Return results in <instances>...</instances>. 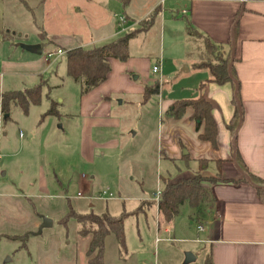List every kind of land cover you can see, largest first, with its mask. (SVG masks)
<instances>
[{"label": "rangeland", "instance_id": "1", "mask_svg": "<svg viewBox=\"0 0 264 264\" xmlns=\"http://www.w3.org/2000/svg\"><path fill=\"white\" fill-rule=\"evenodd\" d=\"M103 1L112 3V10ZM125 9L117 0H27V4L0 0V56L46 57L49 48L44 31L46 36L62 39L82 37L91 41V46L108 43L118 34L124 35L128 24L137 27L146 12L145 6H133L135 20L128 22L121 19ZM174 29L167 24L162 42L159 18L149 31L130 41L132 56H148L151 66L162 59L170 72L164 76L150 72L161 88L144 104L142 95L131 93V87L122 95L111 91V115L122 123L95 129L96 140L116 141L91 153L82 151L87 116L81 110L82 85L68 75L64 49L62 55L48 59L50 69L44 76L15 79L14 88L24 92L41 85V98L27 109L13 106L11 118L4 123L10 141L4 139L0 150V264H90L87 250L91 235L80 233L82 224L68 216L71 211L124 218L125 246L115 233L108 234L104 264H207L208 248L191 240L198 235L195 209L185 202L168 223L157 208L156 197L164 189L160 175L165 171L159 161L158 140L163 96L166 99L189 91L196 73L186 70L187 64L175 51H183V56L188 52V58L192 52L206 54L203 39H183ZM23 43L43 44V53L29 52L20 46ZM207 51L209 58L214 57ZM132 76L134 79L137 74ZM112 83L124 86L118 77H112ZM53 104L57 114L45 115ZM103 104L95 103L97 109ZM42 175L49 192L41 189ZM104 191L113 198L103 195ZM43 217L52 219L53 224L38 233ZM187 252L196 260L186 263Z\"/></svg>", "mask_w": 264, "mask_h": 264}, {"label": "crops", "instance_id": "2", "mask_svg": "<svg viewBox=\"0 0 264 264\" xmlns=\"http://www.w3.org/2000/svg\"><path fill=\"white\" fill-rule=\"evenodd\" d=\"M117 1L126 7L123 17L128 22L135 20L132 16L135 14L133 6L140 4L146 7L138 26L128 24L131 27L128 30L138 28L142 19L159 8L157 19L160 18L162 42L165 41L167 24L175 26L183 39L204 40L205 55L203 52H192L188 58V52L183 56V51H175L176 57L187 64L186 70L190 72L192 69L196 73L189 91L166 99L163 96L162 103L159 101L162 118L158 132L159 161L165 168L160 177L178 180L199 171L205 175L219 176V181L205 183L212 191L214 202L205 212L195 210L198 216V235L191 240L205 244L212 264H264V200L259 196L258 184L248 176L251 173L264 180V0H127V4L123 0ZM103 3L112 10V3ZM189 25L193 33L188 31ZM45 37L48 52L59 47L66 51L79 46H99H91L92 42H86L82 37ZM207 40L215 44L218 52L224 55L229 51L234 53L233 77L234 82L239 83L242 107L240 126L235 132L229 127L236 113L233 82H214L208 67L196 66L209 59L214 60V57H208ZM158 63L161 65L158 74L168 75L169 64L163 63L162 59ZM110 64L111 70L106 81L86 92L82 90L81 110L82 114H87L82 128V151L85 153H91L98 146L107 147L116 141H98L94 136L95 129L121 126V118L111 115L108 101L111 91L121 94L126 90L128 93V87H131L134 89L131 93L142 95L141 103L144 104L146 87L157 81L150 76L154 65L151 66L148 56L136 57L130 54L127 60L111 59ZM49 69L47 56L21 59L0 56V92L18 90L14 88L17 77L39 79ZM133 74H137L134 79ZM112 77H118L124 86L114 85ZM138 79L143 80L142 84L133 83ZM201 94L213 105V116L218 126L217 148L211 141L200 138L205 123L198 126L192 107H188L181 118H175L168 112L177 100L198 98ZM99 101L104 104L97 109L95 103ZM1 104L0 98V150L6 142L4 139L10 141L8 131H4V123L11 118V113L6 115L1 111ZM40 186L43 191L49 192V183L43 175ZM199 225L204 226L203 231L198 229ZM169 229L167 227L165 230Z\"/></svg>", "mask_w": 264, "mask_h": 264}, {"label": "trees", "instance_id": "3", "mask_svg": "<svg viewBox=\"0 0 264 264\" xmlns=\"http://www.w3.org/2000/svg\"><path fill=\"white\" fill-rule=\"evenodd\" d=\"M21 1L27 4V0ZM126 1L123 0L124 4H127ZM159 13L160 9H155L149 16L141 20L138 28L128 30L124 35L108 43L92 48L79 46L66 50L68 75L81 83L84 92L102 84L106 81L110 73V60H127L130 56V40L139 33L148 31L154 25ZM188 31L190 33L194 32L190 25L188 26ZM43 33L46 36V32L44 31ZM205 42L207 49L214 55V60L202 62L196 66L208 67L212 73L211 80L214 82L220 84L229 81L233 82L235 86L233 101L236 104V113L229 127L235 132L240 124L242 107L239 83H237L238 81L234 82V71L233 68L230 69L233 54L232 51H229L224 55V53L218 52V47L211 41L207 40ZM159 92L160 83L158 82L146 87L143 101L147 102L151 96ZM0 98L2 101L1 111L6 115L11 113L13 106H22L27 109L29 104H37L40 102L41 85L29 88L25 92L22 90L0 92ZM188 107L193 108V115L198 122V126L203 122L205 123V130L200 134V138L211 141L214 147L217 148L218 126L213 116L212 103L201 94L198 98L177 100L168 112L175 118H181ZM47 114H57L54 104L45 113V115ZM202 166H204L203 162ZM248 174L252 181L258 184L257 190L259 196L264 200V180L258 179L251 173ZM244 178L246 179L247 176ZM161 179L164 184V189L161 193L158 208L164 220L168 223L180 212V207L185 202H188L197 212L207 211L214 202V199L211 189L205 183H214L220 180L219 176L205 175L201 171L190 176H183L178 180H172L166 177H162ZM68 216L76 217L82 224L80 233L83 236L91 235L87 250L90 264H104L105 238L108 234L115 233L120 244L125 246L124 218L122 216L113 217L108 214L101 216L94 213L80 215L74 211H71ZM64 220L67 223V218ZM94 224L96 227H93ZM207 264H212L210 257L207 259Z\"/></svg>", "mask_w": 264, "mask_h": 264}, {"label": "water", "instance_id": "4", "mask_svg": "<svg viewBox=\"0 0 264 264\" xmlns=\"http://www.w3.org/2000/svg\"><path fill=\"white\" fill-rule=\"evenodd\" d=\"M233 44L235 45V41L234 40H233ZM20 46L23 49H25V50H27L29 52L35 53V54H42V52H43L41 44H26V43H23ZM233 62H234V53H233L230 69L232 68ZM52 224H53L52 219H50L48 217H43V223L40 226V229H39L38 233H41L43 228L52 226ZM195 260H196V256L193 253H191V252H187L185 262L186 263H190V262H193Z\"/></svg>", "mask_w": 264, "mask_h": 264}, {"label": "built area", "instance_id": "5", "mask_svg": "<svg viewBox=\"0 0 264 264\" xmlns=\"http://www.w3.org/2000/svg\"><path fill=\"white\" fill-rule=\"evenodd\" d=\"M121 19L123 21L126 20L125 17H122ZM63 53H64V50L62 48H57L55 51H49L47 53V59H50V58H52L55 55H62ZM160 71H161V65H160V63L154 65V67H153V73L154 74H158V73H160ZM160 194L161 193L159 192L158 195H157V197H156V199L158 201L157 203H159V201H160V197H161ZM103 195L109 196L108 198H113V194L112 193L109 194L107 191H104ZM198 229L200 231H203L204 230V226L203 225H199L198 226Z\"/></svg>", "mask_w": 264, "mask_h": 264}]
</instances>
